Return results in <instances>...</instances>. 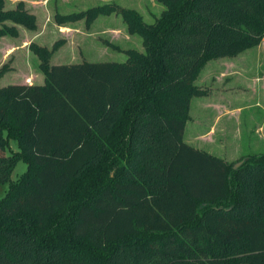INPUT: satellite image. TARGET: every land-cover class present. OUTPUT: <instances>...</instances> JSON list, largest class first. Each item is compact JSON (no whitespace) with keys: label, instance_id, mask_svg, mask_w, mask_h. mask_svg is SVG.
I'll use <instances>...</instances> for the list:
<instances>
[{"label":"trees","instance_id":"16d2710c","mask_svg":"<svg viewBox=\"0 0 264 264\" xmlns=\"http://www.w3.org/2000/svg\"><path fill=\"white\" fill-rule=\"evenodd\" d=\"M3 2L0 23L36 27ZM158 2L151 25L112 4L55 14L89 27L116 12L143 52L50 65L62 40L32 41L43 83L0 88V264H264V153L233 169L183 141L198 74L260 44L264 0Z\"/></svg>","mask_w":264,"mask_h":264},{"label":"rangeland","instance_id":"374dc122","mask_svg":"<svg viewBox=\"0 0 264 264\" xmlns=\"http://www.w3.org/2000/svg\"><path fill=\"white\" fill-rule=\"evenodd\" d=\"M29 1L42 0H4L3 10L10 11L22 2L25 9L35 18L36 27L28 30L11 22L0 23V29L14 27L15 35L0 36V88L8 85L42 84L43 75L37 69L38 60L29 51L33 41L37 45L50 49L55 42L62 40L61 46L53 53L50 65H69L82 62H118L126 61L125 50L134 49L143 52L141 38L130 35L121 15L113 12L98 16L89 27L85 20L74 24L78 30L72 37L69 33L61 34L53 20L55 14L66 15L84 12L93 7L113 5L118 9L136 11L144 23L151 25L164 10L158 0H48L40 4ZM46 1V0H45ZM48 17V18H47ZM15 48V49H11ZM258 50V51H257ZM245 60L248 62L244 71L239 74L221 77L225 61ZM264 37L260 44L229 59H217L206 63L198 74L195 85L203 92L202 96L193 97L190 102V120L183 129V141L194 148L202 149L229 163H239L243 157L264 153V142L256 128L264 120ZM262 72V73H261ZM262 78V79H260ZM260 79V80H259ZM202 102L215 105L224 104L230 115H221L220 123L212 139V143L195 140V136L204 134L207 123L215 119L213 112L203 113L199 109ZM260 106H256V104ZM197 116L195 122L191 117ZM229 116V117H227ZM230 119V121H229ZM226 124L224 131L220 125ZM223 130V128H222ZM16 151V145L11 143ZM8 151L5 155H8ZM240 166V165H239ZM26 166L18 163L10 176L15 182L25 171ZM8 184L0 187V198L7 190Z\"/></svg>","mask_w":264,"mask_h":264},{"label":"crops","instance_id":"0c3cea01","mask_svg":"<svg viewBox=\"0 0 264 264\" xmlns=\"http://www.w3.org/2000/svg\"><path fill=\"white\" fill-rule=\"evenodd\" d=\"M43 1L45 3L48 0H46V1L45 0H42V1H29V3L32 4V5H34V4H40ZM66 1H68V0H60V2H66ZM66 15H68V14H66ZM74 24L68 25V26H57L56 24L55 25L60 30L58 32L61 33V34H67V35H69V33H70L71 37L74 34L82 35V33H77L78 30L76 28H74ZM11 49H15V48H11ZM248 62L249 61L246 62L245 60H239L238 62L232 61V60L225 61V65H224V68H223V73H220V76L221 77H228V76H233V75L239 74V71L240 70L241 71H244L243 69L246 67V65L248 64ZM262 78L264 79L263 76H262ZM262 78H260V79H262ZM260 81L264 82V80H260ZM262 88H264V87H262ZM256 106L258 107L260 105L257 103ZM199 109L203 113L213 112L212 114H213V116H215V119L212 120L211 122L207 123L205 129L203 130L204 131V134L197 135V136H195L194 139L195 140L204 141V142H207V143H212L211 141H212L213 136L215 134V131L217 129V125L220 123V116L221 115H223V116L230 115V112L227 111V110H225V109H228V108H226L224 106V104H222L220 102H217V104H215V105H208L207 102H202L199 105ZM262 110L264 112V107H263ZM227 117H229V116H227ZM196 119H197V116L191 117V122H195ZM229 121H230V119H229ZM220 127H222L223 130ZM219 128H220V131H224L225 128H226V124L223 123V125H220ZM255 132H258V135L261 136V139L264 142V120H262V122L260 123V125L258 126V128H256ZM196 149H198V148H196ZM199 150H202V149H199Z\"/></svg>","mask_w":264,"mask_h":264},{"label":"water","instance_id":"95a60500","mask_svg":"<svg viewBox=\"0 0 264 264\" xmlns=\"http://www.w3.org/2000/svg\"><path fill=\"white\" fill-rule=\"evenodd\" d=\"M240 164H241V162L236 163V164L233 166V169H237V168L239 167Z\"/></svg>","mask_w":264,"mask_h":264}]
</instances>
